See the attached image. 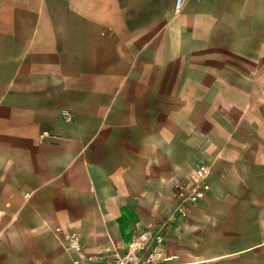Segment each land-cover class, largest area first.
<instances>
[{"label":"crops","instance_id":"0c3cea01","mask_svg":"<svg viewBox=\"0 0 264 264\" xmlns=\"http://www.w3.org/2000/svg\"><path fill=\"white\" fill-rule=\"evenodd\" d=\"M176 2L0 0V264H94L170 218L199 163L211 189L167 230L166 264H264V107L212 123L160 102L193 66L264 64V0Z\"/></svg>","mask_w":264,"mask_h":264},{"label":"built area","instance_id":"2783aa9c","mask_svg":"<svg viewBox=\"0 0 264 264\" xmlns=\"http://www.w3.org/2000/svg\"><path fill=\"white\" fill-rule=\"evenodd\" d=\"M183 2L184 0H177L176 8L179 9ZM64 120L69 122L71 114L66 112ZM210 173L209 165L198 164L185 179L174 183L176 206L170 218L160 225L148 223L134 232L124 247L115 245L112 249L97 251L87 255L86 260L94 264H166L168 256L164 254L162 245L167 230L173 227L172 222L186 217L190 207L209 192ZM54 234L66 252L76 255L82 252L83 246L75 231L56 227ZM72 262L81 264L78 257H75Z\"/></svg>","mask_w":264,"mask_h":264},{"label":"rangeland","instance_id":"374dc122","mask_svg":"<svg viewBox=\"0 0 264 264\" xmlns=\"http://www.w3.org/2000/svg\"><path fill=\"white\" fill-rule=\"evenodd\" d=\"M192 70L194 81L186 86L188 95L175 98L163 97L160 99L162 105H171V108H208V119L212 123L218 121V114L214 111L216 108H226V115L237 117L240 115L241 108L247 104L252 108L264 107L262 106L264 94L261 93V91L264 92V86H262L264 81H256L252 78L254 71L264 72V64L212 65L203 68L193 66ZM207 74L209 79H201V76H207ZM249 115L264 120V113L258 110ZM194 120L198 118L194 117ZM211 126L212 124L207 129L208 133L211 136L217 135V127L211 128Z\"/></svg>","mask_w":264,"mask_h":264}]
</instances>
